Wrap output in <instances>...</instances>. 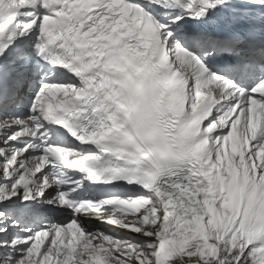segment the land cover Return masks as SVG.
<instances>
[{
  "label": "snow or ice",
  "instance_id": "1",
  "mask_svg": "<svg viewBox=\"0 0 264 264\" xmlns=\"http://www.w3.org/2000/svg\"><path fill=\"white\" fill-rule=\"evenodd\" d=\"M0 264H264V0H0Z\"/></svg>",
  "mask_w": 264,
  "mask_h": 264
}]
</instances>
